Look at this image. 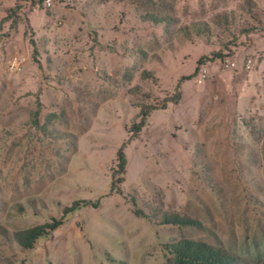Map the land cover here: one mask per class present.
I'll list each match as a JSON object with an SVG mask.
<instances>
[{
  "label": "rangeland",
  "instance_id": "374dc122",
  "mask_svg": "<svg viewBox=\"0 0 264 264\" xmlns=\"http://www.w3.org/2000/svg\"><path fill=\"white\" fill-rule=\"evenodd\" d=\"M251 2L255 17L246 0H175L177 22L155 26L126 1L0 0V264H165L163 244L180 237L264 260V0ZM224 13L229 30L215 22ZM251 26L260 29L241 32ZM216 50L237 67L203 59ZM177 83L178 103L152 111L127 140L136 105ZM80 199L98 205L69 214L34 248L6 242ZM133 202L204 228L157 225Z\"/></svg>",
  "mask_w": 264,
  "mask_h": 264
},
{
  "label": "trees",
  "instance_id": "16d2710c",
  "mask_svg": "<svg viewBox=\"0 0 264 264\" xmlns=\"http://www.w3.org/2000/svg\"><path fill=\"white\" fill-rule=\"evenodd\" d=\"M38 5L42 4L43 0H26ZM103 2L109 0H101ZM117 3H122L124 1L128 2L138 18L144 22L152 25H170L177 22L175 16V0H111ZM247 10L251 16L255 17V13H252L254 5L251 0H246ZM16 6L15 9H18ZM15 9H12L15 12ZM215 22L218 25H223L229 30V17L227 14H218L215 17ZM194 24V29L201 37H208V29L205 23L196 22ZM27 28H30L27 25ZM182 33L186 36H190V27L181 26ZM258 26H251L250 28L242 29L241 32L249 33L255 30H259ZM228 56L224 54L222 50L213 51L209 57H204L203 59L212 60L214 58H224ZM221 59V60H222ZM142 79L152 78L151 73L143 70L141 72ZM179 83H177L176 88L172 94L163 98L160 101H153V103H138L136 107L138 111L136 117L137 122H133L128 128V139L131 140L137 137L143 130L144 126L147 124L149 114L154 110H163L168 107L169 103H178L180 99ZM141 87L138 85L132 86L128 89V93L131 95L139 94ZM148 97V96H147ZM37 114V112H35ZM127 143V142H126ZM125 144H122L117 150V159L115 165V175L118 176L116 181H112L111 188H117L119 190V184L123 182L121 175L123 174L126 166V156L124 153ZM134 200V199H133ZM91 204L92 206H97L98 202H91L90 200L80 199L73 200L68 205H63L61 207V214L59 217H51L50 221L43 223H36L31 226L13 230L6 242L14 243L18 248L22 250L32 249L36 245L37 241L52 233L57 228H59L65 221V218L75 212L76 210L86 207ZM133 212L138 217L155 218L157 217L155 223L157 225L166 226H176L179 228H196L203 229L204 225L201 220L191 217L187 214L174 212V211H161V210H151L150 213H145L141 208L136 206L133 202ZM4 234V233H3ZM5 235V234H4ZM164 249L169 254L166 259L165 264H252L246 258L240 256L239 254L229 251L223 246L214 245L207 243L202 240L192 239L188 237H180L175 241L166 242L163 244ZM254 264H264V260L257 261Z\"/></svg>",
  "mask_w": 264,
  "mask_h": 264
},
{
  "label": "built area",
  "instance_id": "2783aa9c",
  "mask_svg": "<svg viewBox=\"0 0 264 264\" xmlns=\"http://www.w3.org/2000/svg\"><path fill=\"white\" fill-rule=\"evenodd\" d=\"M43 2L45 3L46 6H51L52 4V0H43ZM252 63V58L251 57H247L244 59L243 61V64L246 68H249L250 65ZM221 64H222V67L225 68V69H234L237 67V63L229 58V57H224L222 60H221ZM207 68L206 67H202L200 69V72L198 73V76H197V81L198 82H201L204 78H206L207 76Z\"/></svg>",
  "mask_w": 264,
  "mask_h": 264
}]
</instances>
